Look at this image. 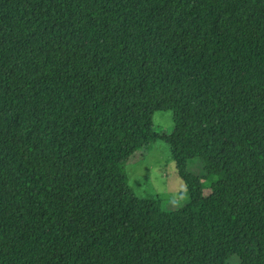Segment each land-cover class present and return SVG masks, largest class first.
<instances>
[{
	"label": "trees",
	"instance_id": "obj_1",
	"mask_svg": "<svg viewBox=\"0 0 264 264\" xmlns=\"http://www.w3.org/2000/svg\"><path fill=\"white\" fill-rule=\"evenodd\" d=\"M157 141L208 195H135ZM230 260L264 264V0H0V264Z\"/></svg>",
	"mask_w": 264,
	"mask_h": 264
},
{
	"label": "rangeland",
	"instance_id": "obj_2",
	"mask_svg": "<svg viewBox=\"0 0 264 264\" xmlns=\"http://www.w3.org/2000/svg\"><path fill=\"white\" fill-rule=\"evenodd\" d=\"M174 126L171 112L157 113L152 117L156 133L170 134ZM171 159L170 148L157 141L149 152L139 154L126 166L130 187L139 198L155 202L162 211L175 212L186 207L191 198L208 195L202 191L204 166L199 159L187 163ZM225 264H236L230 260Z\"/></svg>",
	"mask_w": 264,
	"mask_h": 264
}]
</instances>
